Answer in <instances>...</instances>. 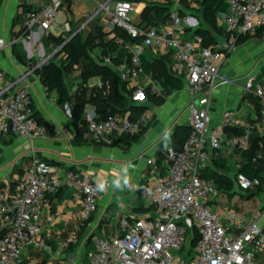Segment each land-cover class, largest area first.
I'll list each match as a JSON object with an SVG mask.
<instances>
[{
    "label": "built area",
    "instance_id": "obj_1",
    "mask_svg": "<svg viewBox=\"0 0 264 264\" xmlns=\"http://www.w3.org/2000/svg\"><path fill=\"white\" fill-rule=\"evenodd\" d=\"M179 1L170 0L172 7L166 23L145 27L130 21L134 8L131 0L97 1V7L82 12V22L73 27L68 18L62 21L55 18L66 14L65 0H47L25 11L24 33L7 43L0 38V49L6 44L20 43L29 60L24 73L13 81L19 83L25 72H35L36 67L61 48L62 44L50 42L51 52L46 54L44 37L60 35L66 41L102 12L110 31L120 26L131 37L140 39L115 37V43L128 54L121 62L112 63L107 55L94 59L110 65L117 79L128 83L143 74L141 56L146 49L170 50V69L184 79L189 126L179 147L164 148L165 167L161 175L147 183L129 181L124 185L153 206L154 213L146 218L121 216L110 236L99 237L92 232L80 241L76 233L51 235L38 215L43 198L48 193L69 188L71 198L79 204L80 230L96 210L98 197L111 187L110 177L104 176L98 182L85 181L77 170L63 169L37 157L31 147L32 156L24 176L13 185L0 186V264H34L31 251L43 250L48 252L53 264H258L254 258L264 245V232L254 220H245L233 209L213 210L207 200L219 190L213 178L201 176V170L211 157L219 155L222 147L247 148L250 134L258 124L240 123L233 111L226 110L219 124L214 125L207 107H196L193 100L203 84L210 87L215 84L220 65L231 51L235 37L254 34L264 25V0H226L221 21L228 37L216 48L202 46L198 35L183 32L189 17L177 11ZM4 75L5 70L0 67V135L13 133L26 136L32 142L46 131V126L34 115L33 97L27 86L20 83L15 90L8 91V86L1 84ZM222 81L231 83L232 79ZM242 87L257 99L259 123L264 124V78L249 75ZM129 88L131 102L147 99L142 86L133 84ZM151 92L157 93L156 88L151 87ZM206 100L202 98L201 102L206 104ZM83 118L87 133L94 138L133 133L137 129L136 121L129 118L128 112L100 117L89 106L84 107ZM147 162L153 163V160L147 159ZM234 179L242 190L261 187L264 193V183L258 176L249 177L238 171ZM61 215V210L55 209L46 216V221L53 222ZM225 220L237 226V235L228 233ZM192 229L196 230V240L190 246L187 232ZM175 250L184 258L175 256Z\"/></svg>",
    "mask_w": 264,
    "mask_h": 264
},
{
    "label": "crops",
    "instance_id": "obj_2",
    "mask_svg": "<svg viewBox=\"0 0 264 264\" xmlns=\"http://www.w3.org/2000/svg\"><path fill=\"white\" fill-rule=\"evenodd\" d=\"M46 1L40 0L34 5L26 3L25 0H0V38L7 43L19 36L25 22L23 3L35 8ZM97 1L102 0H65L67 12L59 16L57 21L68 18L73 27L78 26L82 22L81 13L94 10L97 7ZM131 1L134 8L129 15L130 21L141 27L144 23L143 14L148 4H165V0ZM171 7L170 2L169 9ZM176 7L179 13L189 17L183 27L185 34H191L194 29L205 25L196 0H180ZM222 13L217 15V23L223 26ZM149 17L156 22L155 25L168 21V17L157 18L153 11L149 12ZM97 26H100L104 32L105 40L108 39V35H112L110 25L105 21V15L102 12L85 25L81 30L82 34L86 35ZM226 38L227 35H219L217 46L226 41ZM16 44L22 53L21 44ZM91 53L94 58L104 55L101 46L94 47ZM165 53L166 51L161 48H148L141 58L152 60ZM112 55H119L122 61L128 54L125 49L118 46ZM28 66V63L22 64L16 59L12 52V45L6 44L3 49H0V67L5 70L1 84L8 86V91L15 90L21 85L20 83L25 84L33 97L34 112L43 119L42 123L46 126V131L33 138L32 142L26 136L13 133L0 135L1 186L13 185L24 176L32 156L30 148L33 147V153L37 157L63 169H75L85 181L98 182L104 176H109L112 182L111 187L98 197L96 210L80 230V208L78 202L71 198V190L61 188L54 193L46 194L38 215L52 236L76 233L80 241L87 238L93 231L100 230L104 236L108 237L121 216L146 218L152 215L154 207L147 204L137 192L125 188L124 185L129 181L147 183L161 175L165 167L164 148L168 145L176 147L180 145V141L176 139L171 141L170 137L178 125H188L186 109L188 96L184 88V79H182L181 88L167 93L159 81L145 71L132 81L124 83L127 89L133 84L154 87L157 93L163 96V101L160 103H155L151 99L134 103L142 108L136 120L135 131L138 133L141 130V133L135 141L120 138L121 133H113L106 138H94L86 132L78 139L75 136L78 120L71 108L73 101L69 104H58L55 91H47L35 72H25L22 82L13 83L14 79L23 74ZM249 75H255L258 79L264 78V25L260 26L254 34L238 42L234 41L231 51L220 65L215 84L212 87L203 84L193 103L194 105L196 103L198 107L203 105L207 107L211 123L214 125L219 124L226 110L233 111L240 123H257V127L251 132V138L256 147L260 142L259 138L264 135V124L259 123L255 99L242 87L243 80ZM67 76L72 79V82H80L77 72H70ZM223 78H231L232 82H223ZM99 82L98 77H92L88 80V86ZM68 87L72 92L77 86ZM202 98L207 99L206 104L201 102ZM89 106L93 105H85V107ZM238 128L239 125L236 129ZM147 159H152L153 163H148ZM242 161L243 156L240 151L227 147H222L217 157L210 158L206 165L216 169L219 174L217 182L219 192L216 196L210 197L207 203L215 211L227 207L237 211L247 221L259 222L257 225L264 232L263 191L257 188L242 190L234 179V174ZM261 176L264 178V170ZM224 186L229 187L223 190ZM55 209H60L62 215L48 223L46 216ZM224 224L230 235L235 236L239 233L235 224H228L226 220ZM81 231L82 234L79 236ZM30 257L34 264L42 260L44 264H53L46 250L31 251ZM254 260L258 264H264V245L255 255Z\"/></svg>",
    "mask_w": 264,
    "mask_h": 264
},
{
    "label": "trees",
    "instance_id": "obj_3",
    "mask_svg": "<svg viewBox=\"0 0 264 264\" xmlns=\"http://www.w3.org/2000/svg\"><path fill=\"white\" fill-rule=\"evenodd\" d=\"M196 1L205 25L194 29L192 34L200 37V44L202 46L216 48L218 42L217 37L219 35L228 34L225 28L217 23V15L226 10L227 2L226 0ZM169 4L170 0H165V4H148L143 14L144 23L142 27L156 24V22L149 17V12L151 11L154 12L157 18L166 19L169 13ZM31 8H34V6L23 3L24 12ZM20 33H24V28H22ZM111 33L112 35H108V39L105 40L104 32L101 30L100 26H97V28L91 30L86 35H83L81 30L76 32L66 43H64L65 40L60 35L51 34L43 38V43L47 46L50 42H52L53 45L62 44L61 50L57 53H63L65 54V57L59 62L52 57L36 67L34 71L47 91H55V99L58 104L64 105L65 103L69 104L70 101H73L71 108L74 112V116L78 120V127L75 133V136L78 139L87 132L86 122L83 118V110L86 104H92L96 113H98L100 117H105L109 114L122 115V113L128 112L129 118L136 121L142 112V108L137 107L134 102L130 101V88L127 89L124 85L125 82L117 79L116 72L111 66L97 62L92 56V49L96 46H101L102 53L109 56L112 63L121 62L119 55H112L119 46L114 41L115 37L120 36L130 40L140 39V37H131L127 34L126 30L120 26H114ZM249 35L252 34H238L235 37V42H238ZM12 52L19 62L22 64H29V60L25 58L23 52V54L20 52L16 43L12 44ZM171 60L172 55L170 50L164 55L152 60L143 59V57L141 58L144 71L151 73L154 78L159 81L166 93L170 90L182 87L183 78L180 74L171 71ZM75 69H78L77 77L80 82L71 92L66 83V77ZM92 77H98L100 82L88 86V80ZM143 89L146 92L147 99H151L155 103L163 101V96L151 92L150 86H145ZM71 94H73V97H71ZM253 98L255 99V106L258 111L257 99L255 97ZM34 115L39 122H43V119L37 116V113L34 112ZM188 131V125H178L175 128L173 135L170 137V140L173 141L176 139L177 141L182 142ZM140 133L141 130H139L138 133L122 132L120 138H129L130 140L135 141ZM259 139L260 142L258 146L255 147L250 134L248 147L245 149H235L240 151L243 156V161L238 166L236 172H243L249 177L258 176L261 179V182L264 183V178L261 176L264 166V135ZM173 147L177 148L176 146ZM201 176L213 178L216 187L219 190V186L217 185L219 174L216 169L206 165L201 170ZM227 187L229 186H224L223 190H226ZM257 189L261 190V187H257ZM81 234L82 231L79 233V236ZM187 235L189 236L188 245L192 246L196 240V230H188ZM35 264H44V260L38 261Z\"/></svg>",
    "mask_w": 264,
    "mask_h": 264
},
{
    "label": "rangeland",
    "instance_id": "obj_4",
    "mask_svg": "<svg viewBox=\"0 0 264 264\" xmlns=\"http://www.w3.org/2000/svg\"><path fill=\"white\" fill-rule=\"evenodd\" d=\"M26 1V3H32V4H34V5H36V4H38V2L40 1V0H25ZM56 18V20L58 19V16H56L55 17ZM44 44V47H45V51H46V54H49L50 52H51V49H50V47L49 46H47L45 43H43ZM65 57V54H56V53H54L53 54V59L54 60H56L57 62H59L62 58H64ZM71 72H78V69H75V70H73V71H71ZM66 83H67V85L68 86H71V87H75V86H78V84H79V82H72V79H70L68 76L66 77ZM195 105H196V107H198V105L195 103ZM237 188V187H236ZM259 222H257V224H258ZM94 232V234L96 235V236H99V237H103L104 235L100 232V230H95V231H93ZM173 254L175 255V256H179L178 258H184V256H183V254L181 253V252H179V251H177V250H175V251H173ZM45 255V254H44ZM43 255V256H44Z\"/></svg>",
    "mask_w": 264,
    "mask_h": 264
},
{
    "label": "water",
    "instance_id": "obj_5",
    "mask_svg": "<svg viewBox=\"0 0 264 264\" xmlns=\"http://www.w3.org/2000/svg\"><path fill=\"white\" fill-rule=\"evenodd\" d=\"M74 34H72L66 41H64V43H66L72 36H73ZM227 37H228V34H227ZM227 39V38H226ZM63 43V44H64ZM61 50V48H59L57 51H56V53L57 52H59ZM71 97H73V94H71Z\"/></svg>",
    "mask_w": 264,
    "mask_h": 264
}]
</instances>
